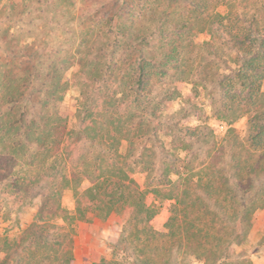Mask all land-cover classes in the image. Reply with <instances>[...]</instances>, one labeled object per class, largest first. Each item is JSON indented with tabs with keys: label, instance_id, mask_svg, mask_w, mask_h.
Returning a JSON list of instances; mask_svg holds the SVG:
<instances>
[{
	"label": "trees",
	"instance_id": "16d2710c",
	"mask_svg": "<svg viewBox=\"0 0 264 264\" xmlns=\"http://www.w3.org/2000/svg\"><path fill=\"white\" fill-rule=\"evenodd\" d=\"M212 1L214 7H232L236 0H191L187 15L176 11V2L183 0H153L140 24L114 22L112 43L125 45L118 60L114 51L94 55L91 43L81 38L73 54L57 61L55 53L46 58L41 51H11L0 62V179L13 178L5 192L15 199H29L38 189L30 200H43L18 237H0V264H74L72 225L86 221L89 214L105 219L124 210L130 211L133 223L125 239L134 244L131 264H238L233 257L251 230L252 215L264 209V179L256 181L257 176L264 178V0L251 2L253 19L244 13L211 16L233 54L229 56L233 68L228 67L216 82L222 92L216 116L231 125L249 115L244 142L256 157L245 158L251 161L247 167H240L238 160L235 167L232 160L217 167L208 162L204 168L209 178L195 183L183 179L174 164L163 162L160 179L153 185V146L136 152L135 144L152 136L147 122L138 121L135 113L155 109L148 88L151 77L191 84L199 76L200 70L192 65L195 45L188 37L208 30ZM145 47L149 49L144 51ZM75 65L73 79L68 78L66 72ZM72 85L80 100L77 127L69 130L60 103ZM189 134L198 142L211 136L209 132L202 137L198 128ZM214 152L215 157L221 152L215 144L205 152V161L213 159ZM138 169L145 173L151 193L171 201L165 232L148 226L155 212L133 178ZM170 174L177 179L171 181ZM85 181L89 186L80 190ZM67 189L75 190L71 215L61 214L59 202ZM56 219L63 224L54 223ZM122 257L123 262L130 260L124 252ZM123 262L103 258L96 264Z\"/></svg>",
	"mask_w": 264,
	"mask_h": 264
},
{
	"label": "rangeland",
	"instance_id": "374dc122",
	"mask_svg": "<svg viewBox=\"0 0 264 264\" xmlns=\"http://www.w3.org/2000/svg\"><path fill=\"white\" fill-rule=\"evenodd\" d=\"M183 1L184 3L176 2L179 5L176 11L187 15V9L192 8L193 3H190L191 0ZM244 1L236 0L232 7L226 5L214 7L215 2L212 1L213 4L209 2L208 22L212 21L211 16L214 12L241 15L244 13L246 17L253 19L255 14L251 4L253 0ZM13 4H17L14 10L11 9ZM153 6V0H0V62L6 57L8 59L11 51H23V54L25 51H41L46 58L49 57V53H55L57 55L53 60L57 61L73 54L78 49L81 38L91 43L94 55L99 52L108 55L114 51L113 56L118 60L125 45L122 42L116 47L112 43L116 35L115 30H112L113 23L118 21L121 25L134 27L144 20V16L149 13L148 8ZM206 30L188 37L195 45L193 49L195 53L192 54L195 62L192 60V65L193 69L200 70L199 76L197 78L194 76L191 84H180L173 77L157 80L152 76L148 88L155 101L153 105V100L150 104L155 109L152 111L153 108L149 107L146 110L135 111L138 121L147 122L146 128L152 135L148 141L144 138L142 142L136 141L135 144L136 152H141L144 147L153 146L156 154L152 174L153 185L160 179L163 162L168 166L174 164L182 173L183 179L195 183L209 178V170L204 168L208 162L214 163L213 167H217L222 162L232 160L236 161L233 164L235 167L238 160L240 167H247L246 164L251 161L245 158L256 157L255 153L247 149L244 142L249 115H242L231 125L216 116L222 101V92L216 82L220 74L227 73L228 67L233 68V63L229 61V56L233 54L225 38L222 39L223 34L221 29L218 31L217 23L207 24ZM117 39L121 41V38ZM148 40L146 37L145 41ZM147 49L149 47H145L144 51ZM75 70L77 66H71L66 72L67 77L72 78ZM262 89L264 90V83ZM172 93H175L173 98L168 99ZM79 95L78 88L72 85L64 92L60 103V110L67 117L69 130L77 127L75 112L80 100ZM195 128L203 133L202 137L207 136L209 132L211 136L206 142L201 140L198 142L197 138H191L189 134ZM213 144L221 152L218 157H215L218 151L214 152V158L205 161V152L210 150ZM122 145L121 151L124 152L125 143ZM223 153L225 156L222 158ZM223 169H228V166H224ZM133 178L145 192L146 205L155 212L154 217L148 222L149 228L156 232H165L171 201L164 200L163 196L153 194L150 188H146L143 171L138 169ZM169 178L175 181L177 176L170 174ZM262 179L264 178L257 176L256 181L261 183ZM51 180L50 178L49 181ZM11 181L13 178L0 179V237L14 240L30 226L43 200L41 197L30 200L32 194L39 192L38 189L28 196L29 199L26 197L20 199L21 201L15 199L5 192V185ZM88 186L89 183L85 181L80 185V190ZM160 190L166 192L168 189L161 187ZM59 202L63 209L61 214L71 215L75 207V190H64ZM129 215V210L112 213L105 219L89 214L86 221L73 224L74 264H96L103 258L123 262V252L130 257V260L124 261L123 264H131L135 253L134 244L125 241L126 236L133 231ZM54 223L63 224L60 219H56ZM262 245L264 209H259L252 215L251 230L244 244L236 249L234 261L244 260L248 252L259 251ZM2 256L0 253V259Z\"/></svg>",
	"mask_w": 264,
	"mask_h": 264
},
{
	"label": "crops",
	"instance_id": "0c3cea01",
	"mask_svg": "<svg viewBox=\"0 0 264 264\" xmlns=\"http://www.w3.org/2000/svg\"><path fill=\"white\" fill-rule=\"evenodd\" d=\"M261 247L262 248L259 251L253 250L251 252H248V255L245 257V259L238 262V264H264V245H262ZM74 261H75V257H74Z\"/></svg>",
	"mask_w": 264,
	"mask_h": 264
},
{
	"label": "built area",
	"instance_id": "2783aa9c",
	"mask_svg": "<svg viewBox=\"0 0 264 264\" xmlns=\"http://www.w3.org/2000/svg\"><path fill=\"white\" fill-rule=\"evenodd\" d=\"M221 128H223V127H221Z\"/></svg>",
	"mask_w": 264,
	"mask_h": 264
}]
</instances>
